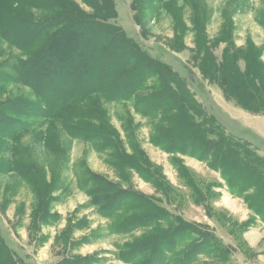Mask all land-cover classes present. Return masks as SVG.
Listing matches in <instances>:
<instances>
[{"label": "trees", "instance_id": "obj_1", "mask_svg": "<svg viewBox=\"0 0 264 264\" xmlns=\"http://www.w3.org/2000/svg\"><path fill=\"white\" fill-rule=\"evenodd\" d=\"M159 4L170 7L167 0H133L137 24L143 9ZM116 15L114 0H0V55L4 46L18 52L9 50L0 64V94L10 85L29 90L0 101V174L12 172L25 179L31 169L22 161V136L27 133L47 147L57 138L50 133L53 127L44 126L60 121L68 136L161 187V177L137 146L132 121L123 122L129 154L104 108V103H128L149 121L154 146L205 162L264 222V159L247 142L225 133L178 73L124 33L114 21ZM200 25L196 16V40ZM204 48L207 65L225 77L224 69L232 62L214 63ZM231 71L238 74L235 67ZM78 184L86 189L89 206L111 220L110 233L144 230L118 247L122 262L194 264L200 255L224 261L220 244L203 226L170 213L146 194L92 172L81 174ZM0 264H21L1 234Z\"/></svg>", "mask_w": 264, "mask_h": 264}, {"label": "rangeland", "instance_id": "obj_2", "mask_svg": "<svg viewBox=\"0 0 264 264\" xmlns=\"http://www.w3.org/2000/svg\"><path fill=\"white\" fill-rule=\"evenodd\" d=\"M132 2L114 0L115 23L141 49L178 73L225 133L247 142L264 159V0H167L170 7L143 9L139 25ZM196 16L201 22L198 40L192 30ZM4 47L0 64L9 50L18 53ZM204 47L214 63L232 62L224 69L225 77L207 65ZM234 67L237 75L232 74ZM28 92L10 85L0 101L10 93ZM104 108L129 154L123 122L132 121L137 146L163 184L144 180L134 169L68 136L60 121L44 126L53 127L50 133L57 138L47 147L24 134L20 151L31 173L25 179L12 172L0 174V234L21 264H127L116 256L118 247L144 230L109 232L111 220L89 206L86 189L78 184L88 172L144 193L170 213L203 226L220 244L224 261L200 255L194 264H264V222L227 190L218 172L203 161L154 146L149 121L130 104L104 103Z\"/></svg>", "mask_w": 264, "mask_h": 264}]
</instances>
